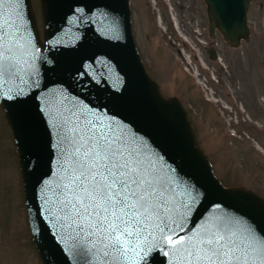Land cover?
I'll list each match as a JSON object with an SVG mask.
<instances>
[{"label":"water","instance_id":"95a60500","mask_svg":"<svg viewBox=\"0 0 264 264\" xmlns=\"http://www.w3.org/2000/svg\"><path fill=\"white\" fill-rule=\"evenodd\" d=\"M248 38L250 0H202ZM0 0V109L39 264H264V198L223 186L135 48L128 0ZM211 58H216L211 55Z\"/></svg>","mask_w":264,"mask_h":264},{"label":"rangeland","instance_id":"374dc122","mask_svg":"<svg viewBox=\"0 0 264 264\" xmlns=\"http://www.w3.org/2000/svg\"><path fill=\"white\" fill-rule=\"evenodd\" d=\"M128 2L140 59L161 94L188 107L187 119L213 175L224 186H242L264 198V0H250L248 38L235 47L217 30L208 36L202 0ZM30 3L40 34L39 0ZM205 47L217 59H208ZM0 264H39L29 243L15 151L1 109Z\"/></svg>","mask_w":264,"mask_h":264},{"label":"flooded vegetation","instance_id":"af4514ba","mask_svg":"<svg viewBox=\"0 0 264 264\" xmlns=\"http://www.w3.org/2000/svg\"><path fill=\"white\" fill-rule=\"evenodd\" d=\"M170 23H171V25L173 26V27H176V23H175V21L173 20V21H171L170 20ZM216 29H214V31H215ZM208 31V30H207ZM214 31H213V34H212V36H210L209 34H208V36H210V37H213L214 36ZM218 32V31H217ZM204 52H205V54H206V57L208 58V59H210V60H215V59H217V55H216V53H215V51L211 48V47H205L204 48ZM211 55H215V57L216 58H214V59H212L211 58ZM193 59L195 60V59H197V51H195L194 52V54H193ZM203 63V62H202ZM196 78V77H195ZM196 80V79H195ZM207 101H209V99L208 98H205ZM180 103H181V101H180ZM188 108V107H187ZM185 109V111H186V113L188 112V109ZM34 253H35V251H34ZM36 254V253H35ZM37 257V256H36Z\"/></svg>","mask_w":264,"mask_h":264}]
</instances>
